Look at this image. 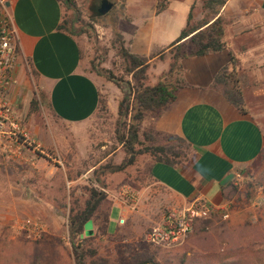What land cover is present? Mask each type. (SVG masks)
Returning <instances> with one entry per match:
<instances>
[{
    "label": "rangeland",
    "instance_id": "374dc122",
    "mask_svg": "<svg viewBox=\"0 0 264 264\" xmlns=\"http://www.w3.org/2000/svg\"><path fill=\"white\" fill-rule=\"evenodd\" d=\"M78 1L80 21L76 22L74 30L85 32L75 34L81 47V69L96 81L101 103L91 119L75 126L61 124L50 117L41 97L33 99L36 103L31 107L29 102L19 113L14 112L28 144L21 149L14 147L16 154L12 157L0 152V264H75L67 219L71 210L84 206L90 188L106 193L109 201L104 207L111 208V221L108 229L102 231L98 226L100 220L92 218V233L85 236V264H264V148L256 160L236 176L234 184L226 191L223 208L198 221L183 241L165 246L147 242V234L159 226L153 223L158 218L151 198L138 193L140 185L147 183L145 173L149 163L145 160L150 158L140 156L133 166L118 173L101 170L119 165L126 154L116 138L117 110L123 94L100 71H110L118 79L131 81L118 56L113 28L115 25L118 32L128 35L136 31L138 23L148 13L130 12V16L138 18L135 26L128 24L130 18L122 10L123 0H108L113 7L101 16L104 19H99L98 13L102 0ZM196 1L192 12L194 21H200L206 11L202 0ZM155 2L156 13H160L165 0ZM173 6L178 9L161 13L156 20V27L164 32V41L175 32L178 34V28L186 22L187 9L182 11L177 5ZM6 11L4 0H0V31ZM70 14L67 10L63 21L69 19ZM166 36L169 37L165 39ZM127 42L125 39L126 46ZM160 51L157 48L153 52ZM171 58L167 50L162 58L151 62L146 84L157 82L168 70ZM244 87H241L242 92ZM30 92L32 94V90ZM242 96L244 99V92ZM153 116L157 115L146 117ZM257 119L259 125L261 119ZM262 123L264 126V120ZM34 131L40 141L32 137ZM148 131L152 130L145 129L142 122L141 141L142 134ZM163 137L157 135L156 143L162 144ZM98 178L106 188L99 186ZM114 202H122L130 211L129 216L123 218V224L118 222L120 211L116 205L112 207ZM143 203L151 209L152 226L130 216Z\"/></svg>",
    "mask_w": 264,
    "mask_h": 264
},
{
    "label": "crops",
    "instance_id": "0c3cea01",
    "mask_svg": "<svg viewBox=\"0 0 264 264\" xmlns=\"http://www.w3.org/2000/svg\"><path fill=\"white\" fill-rule=\"evenodd\" d=\"M125 4L128 15L132 11L148 13L136 31L123 34L132 53L148 56L154 49L167 48L177 39L197 1L165 0L160 13H156L155 0H126ZM173 4L182 11L187 9L188 14L178 34L175 32L168 39L166 36L164 41V32L155 24L161 13L178 9ZM4 5L19 45L12 69L14 81L6 92L14 112L19 113L29 102L31 107L32 100L41 97L44 109L61 124L75 126L91 119L99 106L100 91L92 76L81 69L77 36L59 29L67 11L62 0H4ZM218 15L225 25V49L183 59L184 86L178 91L176 102L143 121L145 129L163 136L177 135L191 145L188 161L182 164L169 166L150 157L149 161L145 160L149 163L145 173L147 183L140 185L138 193L150 197L156 206L158 219L153 223L157 225L170 209L186 207L197 199L222 209L226 191L236 176L264 148V126L261 125L264 120V0H225ZM129 18L128 24L135 25L138 21L134 16ZM231 57L238 75L244 76L247 82L243 89L245 113L212 87L215 76L229 65ZM240 84L242 87L243 83ZM257 117L261 119L259 125ZM37 134L34 131L32 137L40 141ZM121 203L112 204L119 209L120 219L130 214ZM150 211L143 203L130 216L152 226Z\"/></svg>",
    "mask_w": 264,
    "mask_h": 264
},
{
    "label": "trees",
    "instance_id": "16d2710c",
    "mask_svg": "<svg viewBox=\"0 0 264 264\" xmlns=\"http://www.w3.org/2000/svg\"><path fill=\"white\" fill-rule=\"evenodd\" d=\"M65 8L71 12L69 19L64 20L59 29L66 30L72 35L85 33L74 30L77 21H80L81 7L75 0H62ZM126 0H123L122 10H126ZM225 0H202L203 10L206 14L200 21H194L192 8L188 14L187 23L177 39L167 48L161 49L157 54L152 52L149 56L132 53L125 45L123 35L113 28L115 43L118 45V56L122 59L125 74L131 77V81L118 79L112 72L103 71L100 74L117 86L123 94L117 110L116 138L124 149L126 158L116 166L102 167L107 173H118L133 166L137 158L147 156L154 162H160L169 166L182 164L188 161L191 145L177 135H164V142L158 144L157 135L154 131L144 132L143 141L140 140V126L147 115H159L177 99L178 91L184 86L182 78L181 61L189 57H200L210 53H219L225 49L223 41L225 25L218 15ZM114 10V8H113ZM158 12V10H157ZM127 14V13H126ZM99 19H104L99 16ZM131 41H129L130 43ZM169 50L172 58L169 68L162 73L154 85L146 84L150 64ZM235 60L230 58L228 66L223 67L215 76L212 87L216 88L224 98L240 112L245 113L244 99L240 83L247 84L244 76L238 75L234 68ZM181 73V74H180ZM181 75V77H180ZM36 103L34 100L31 105ZM101 101H99V104ZM98 175V171L94 174ZM99 186L106 188L104 182L98 178ZM106 193L96 188L88 190V198L82 208L71 210L67 219L69 241L71 244L74 263L85 264L87 249L86 237L89 236L87 229L92 218L100 220L98 226L103 231L108 229L110 210L105 209L108 202ZM111 209V208H110ZM200 221L197 220L194 224ZM92 225V224H91Z\"/></svg>",
    "mask_w": 264,
    "mask_h": 264
},
{
    "label": "built area",
    "instance_id": "2783aa9c",
    "mask_svg": "<svg viewBox=\"0 0 264 264\" xmlns=\"http://www.w3.org/2000/svg\"><path fill=\"white\" fill-rule=\"evenodd\" d=\"M0 31V152L14 156L16 149L28 144L26 133L15 120L14 110L6 99V92L14 79L13 66L19 53V45L12 19L6 11ZM217 207L197 199L186 207L170 209L163 222L153 228L146 236L147 242L165 246L183 241L193 230L197 220L209 218L217 212ZM120 224L124 219L119 220Z\"/></svg>",
    "mask_w": 264,
    "mask_h": 264
},
{
    "label": "water",
    "instance_id": "95a60500",
    "mask_svg": "<svg viewBox=\"0 0 264 264\" xmlns=\"http://www.w3.org/2000/svg\"><path fill=\"white\" fill-rule=\"evenodd\" d=\"M113 7V4L110 3L108 0H102L101 1V5H100V8L98 9V13L100 16H104L106 15ZM91 223H89L88 225V229H87V232H88V235H91L92 231H91Z\"/></svg>",
    "mask_w": 264,
    "mask_h": 264
}]
</instances>
